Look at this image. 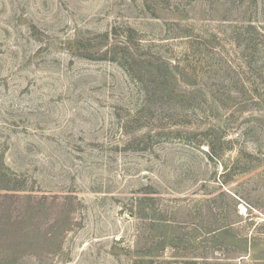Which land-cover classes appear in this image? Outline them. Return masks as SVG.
Listing matches in <instances>:
<instances>
[{
	"label": "rangeland",
	"instance_id": "obj_1",
	"mask_svg": "<svg viewBox=\"0 0 264 264\" xmlns=\"http://www.w3.org/2000/svg\"><path fill=\"white\" fill-rule=\"evenodd\" d=\"M264 264V0H0V264Z\"/></svg>",
	"mask_w": 264,
	"mask_h": 264
},
{
	"label": "trees",
	"instance_id": "obj_2",
	"mask_svg": "<svg viewBox=\"0 0 264 264\" xmlns=\"http://www.w3.org/2000/svg\"><path fill=\"white\" fill-rule=\"evenodd\" d=\"M192 264H195V263H192Z\"/></svg>",
	"mask_w": 264,
	"mask_h": 264
}]
</instances>
